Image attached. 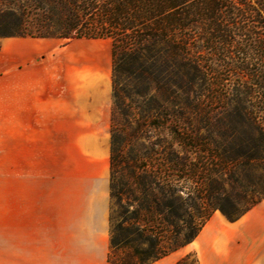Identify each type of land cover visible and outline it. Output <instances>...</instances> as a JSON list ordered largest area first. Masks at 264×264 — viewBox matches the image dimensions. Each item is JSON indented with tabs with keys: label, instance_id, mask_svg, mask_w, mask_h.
Returning <instances> with one entry per match:
<instances>
[{
	"label": "trees",
	"instance_id": "obj_1",
	"mask_svg": "<svg viewBox=\"0 0 264 264\" xmlns=\"http://www.w3.org/2000/svg\"><path fill=\"white\" fill-rule=\"evenodd\" d=\"M13 1L0 0L3 37L52 38L56 23L67 40L113 39L108 264H153L215 211L234 222L264 198V0Z\"/></svg>",
	"mask_w": 264,
	"mask_h": 264
},
{
	"label": "crops",
	"instance_id": "obj_2",
	"mask_svg": "<svg viewBox=\"0 0 264 264\" xmlns=\"http://www.w3.org/2000/svg\"><path fill=\"white\" fill-rule=\"evenodd\" d=\"M95 40L60 47L56 38L0 39V113L20 118L21 58L35 59L29 82L37 88L36 111L69 107L92 122L91 134L111 135L112 81L100 71ZM25 46L35 54L21 53ZM64 70L84 78L63 79ZM109 146L105 138V154L94 155L72 178L0 175V264H108ZM188 254L198 264H264V198L234 222L215 211L192 242L153 264H177Z\"/></svg>",
	"mask_w": 264,
	"mask_h": 264
},
{
	"label": "rangeland",
	"instance_id": "obj_3",
	"mask_svg": "<svg viewBox=\"0 0 264 264\" xmlns=\"http://www.w3.org/2000/svg\"><path fill=\"white\" fill-rule=\"evenodd\" d=\"M13 3L17 5L19 1L14 0ZM29 18L31 22L34 21L35 13H31ZM48 31L55 34L52 35V38L58 39L60 47L70 42L61 35L66 31L58 27V24L54 23L52 29ZM207 36L194 35L196 47L205 43ZM2 38L6 37L0 35V39ZM112 41V37L97 39L91 47L98 55L101 73H105L103 78L110 83L112 81ZM22 52L25 55L35 54L33 46L21 47ZM198 55L205 61L209 58L204 52H200ZM38 58L41 60V57ZM35 64V59L29 63L27 58H21L20 118H12L11 110H4L0 113V175L51 177L63 180L72 178L88 166L89 159L94 155L105 154V138H108L110 143L111 135L105 137L91 134L93 131L92 122L79 118L81 114L70 111L69 107L68 110H65V106H63L61 109L64 110L59 111L60 107L54 106L57 111L51 108L50 112H37L35 109L37 88L33 85L30 86L29 82L35 77ZM67 66L63 65V67ZM65 71L67 70H64L65 78L63 79L77 81L84 78L78 70L67 75ZM56 99L58 98L56 97ZM62 99L65 98L62 97ZM199 117L198 112L192 114L194 136H204L207 133L205 126H202L199 121ZM164 123L167 127L159 135V140L168 144L173 138L171 129L174 123L172 119L164 121ZM217 139L221 140L220 137ZM136 147L141 156L142 154L146 155L148 142L142 139ZM195 151L193 157L197 159L198 150ZM241 174L247 175L249 183H253L260 171L254 170L253 167H246ZM246 192L251 197L257 196L250 189ZM115 212L117 216L119 212L117 207ZM186 264H196L195 257H190Z\"/></svg>",
	"mask_w": 264,
	"mask_h": 264
}]
</instances>
